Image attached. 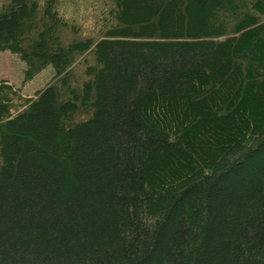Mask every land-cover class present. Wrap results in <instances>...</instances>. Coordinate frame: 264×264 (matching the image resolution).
<instances>
[{"label":"trees","instance_id":"obj_1","mask_svg":"<svg viewBox=\"0 0 264 264\" xmlns=\"http://www.w3.org/2000/svg\"><path fill=\"white\" fill-rule=\"evenodd\" d=\"M0 264H264V0H0Z\"/></svg>","mask_w":264,"mask_h":264},{"label":"rangeland","instance_id":"obj_2","mask_svg":"<svg viewBox=\"0 0 264 264\" xmlns=\"http://www.w3.org/2000/svg\"><path fill=\"white\" fill-rule=\"evenodd\" d=\"M25 63L9 51H0V80L5 79L20 87L23 94L31 95L41 88L53 75L54 69L48 64L31 79L24 80Z\"/></svg>","mask_w":264,"mask_h":264}]
</instances>
